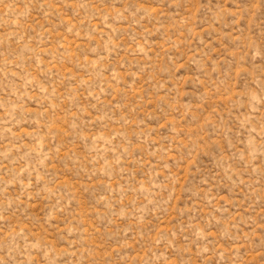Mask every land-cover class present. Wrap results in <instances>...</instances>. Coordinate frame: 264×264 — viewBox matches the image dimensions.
Masks as SVG:
<instances>
[{"label":"rangeland","instance_id":"1","mask_svg":"<svg viewBox=\"0 0 264 264\" xmlns=\"http://www.w3.org/2000/svg\"><path fill=\"white\" fill-rule=\"evenodd\" d=\"M0 264H264V0H0Z\"/></svg>","mask_w":264,"mask_h":264}]
</instances>
